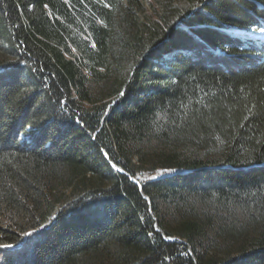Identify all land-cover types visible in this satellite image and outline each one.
<instances>
[{"label":"trees","instance_id":"16d2710c","mask_svg":"<svg viewBox=\"0 0 264 264\" xmlns=\"http://www.w3.org/2000/svg\"><path fill=\"white\" fill-rule=\"evenodd\" d=\"M261 27L264 0H0V264H264Z\"/></svg>","mask_w":264,"mask_h":264},{"label":"rangeland","instance_id":"374dc122","mask_svg":"<svg viewBox=\"0 0 264 264\" xmlns=\"http://www.w3.org/2000/svg\"><path fill=\"white\" fill-rule=\"evenodd\" d=\"M145 5H147L148 0H142ZM256 34L262 35L264 37V32L257 31Z\"/></svg>","mask_w":264,"mask_h":264},{"label":"water","instance_id":"95a60500","mask_svg":"<svg viewBox=\"0 0 264 264\" xmlns=\"http://www.w3.org/2000/svg\"><path fill=\"white\" fill-rule=\"evenodd\" d=\"M120 171L123 172V170H120ZM132 179H133L135 182L139 183L138 180H137L136 178L132 177ZM145 196H146V195H145Z\"/></svg>","mask_w":264,"mask_h":264},{"label":"snow or ice","instance_id":"6c2138e0","mask_svg":"<svg viewBox=\"0 0 264 264\" xmlns=\"http://www.w3.org/2000/svg\"><path fill=\"white\" fill-rule=\"evenodd\" d=\"M259 31L264 32V27L259 28Z\"/></svg>","mask_w":264,"mask_h":264},{"label":"bare ground","instance_id":"6f19581e","mask_svg":"<svg viewBox=\"0 0 264 264\" xmlns=\"http://www.w3.org/2000/svg\"><path fill=\"white\" fill-rule=\"evenodd\" d=\"M171 240V239H170Z\"/></svg>","mask_w":264,"mask_h":264}]
</instances>
